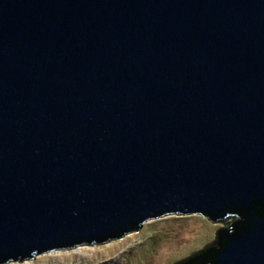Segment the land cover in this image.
Returning a JSON list of instances; mask_svg holds the SVG:
<instances>
[{"label": "water", "instance_id": "water-1", "mask_svg": "<svg viewBox=\"0 0 264 264\" xmlns=\"http://www.w3.org/2000/svg\"><path fill=\"white\" fill-rule=\"evenodd\" d=\"M169 213L264 264V0H0V264Z\"/></svg>", "mask_w": 264, "mask_h": 264}, {"label": "rangeland", "instance_id": "rangeland-1", "mask_svg": "<svg viewBox=\"0 0 264 264\" xmlns=\"http://www.w3.org/2000/svg\"><path fill=\"white\" fill-rule=\"evenodd\" d=\"M200 213H169L139 230L91 243H63L32 257L2 264H172L212 241L226 224Z\"/></svg>", "mask_w": 264, "mask_h": 264}]
</instances>
